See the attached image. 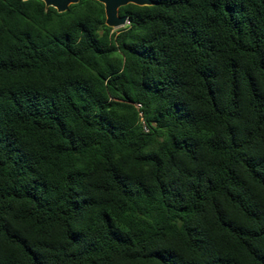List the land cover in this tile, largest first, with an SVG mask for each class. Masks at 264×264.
Masks as SVG:
<instances>
[{"label":"trees","instance_id":"obj_1","mask_svg":"<svg viewBox=\"0 0 264 264\" xmlns=\"http://www.w3.org/2000/svg\"><path fill=\"white\" fill-rule=\"evenodd\" d=\"M153 2L0 0V264H264V0Z\"/></svg>","mask_w":264,"mask_h":264},{"label":"water","instance_id":"obj_2","mask_svg":"<svg viewBox=\"0 0 264 264\" xmlns=\"http://www.w3.org/2000/svg\"><path fill=\"white\" fill-rule=\"evenodd\" d=\"M28 1V0H23ZM45 3L46 8L54 7L58 10V13L62 14L68 11L71 5L77 4L80 0H41ZM105 7L106 13V26L113 29L124 28L129 24V16L120 15V8L126 5L136 6H154L153 0H97Z\"/></svg>","mask_w":264,"mask_h":264},{"label":"rangeland","instance_id":"obj_3","mask_svg":"<svg viewBox=\"0 0 264 264\" xmlns=\"http://www.w3.org/2000/svg\"><path fill=\"white\" fill-rule=\"evenodd\" d=\"M126 26H127V25H126ZM126 26H125V27H126Z\"/></svg>","mask_w":264,"mask_h":264}]
</instances>
